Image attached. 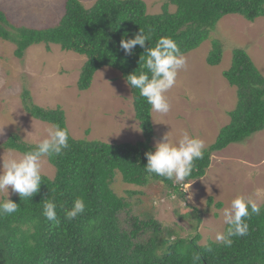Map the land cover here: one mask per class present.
<instances>
[{
	"label": "trees",
	"instance_id": "obj_1",
	"mask_svg": "<svg viewBox=\"0 0 264 264\" xmlns=\"http://www.w3.org/2000/svg\"><path fill=\"white\" fill-rule=\"evenodd\" d=\"M169 5L176 9L170 12ZM146 9L143 0H95L89 7L79 0H66L58 23L45 29L16 27L0 10V38L16 45L14 53L18 57L27 47L39 43L45 44L47 50L50 44H55L62 50L85 56L77 80V88L82 92L89 88L95 72L104 66L119 71L125 82L128 74L141 70L139 59L144 49L136 45L134 54L126 56L119 47L122 38H134L139 29L145 34L152 30L146 47L168 36L183 54L210 39L206 62L218 65L221 40L212 36V31L226 15H239L248 22L264 17V0H165L157 14L151 15ZM222 76L235 87V106L227 111L229 122L204 149V158L194 161L195 167L186 181L205 176L212 152L240 143L264 129V75L245 49H232L230 65ZM129 88L142 139L107 143L77 139L69 133V147L59 156L45 157L55 168L53 178L41 174L39 191L30 200H21L16 193L10 200L19 205L18 210L0 216V264H192L193 253L201 256L199 264H264V202L259 205L260 215L247 219L248 234L232 237L231 247L212 240L200 244V233L189 238L174 237L170 228H163L151 217L143 218L144 212L130 215L129 227H123L120 215L131 214V204L116 191L117 177L126 186L144 187L156 181L181 197L184 195L172 181L144 171L145 153L155 149L152 109L138 90ZM20 98L23 110L31 118L67 128L60 106L42 108L25 89ZM36 144L11 133L1 147L22 154ZM124 192L138 193L127 187ZM77 198L84 200L85 211L68 221L65 210ZM45 200L56 202L58 225L42 215ZM208 202H212L211 197ZM192 210L199 222V210L196 207Z\"/></svg>",
	"mask_w": 264,
	"mask_h": 264
},
{
	"label": "rangeland",
	"instance_id": "obj_2",
	"mask_svg": "<svg viewBox=\"0 0 264 264\" xmlns=\"http://www.w3.org/2000/svg\"><path fill=\"white\" fill-rule=\"evenodd\" d=\"M37 1L0 0V10L16 27L38 25V20L28 19L30 10L26 11L25 5L37 9L52 5L56 20L64 12L66 0ZM79 1L89 7L95 0ZM143 1L146 12L151 15L160 12L161 4L165 2ZM168 9L173 12L176 7L169 5ZM211 35L221 40L220 63L217 66L206 63L211 49L210 39L184 54L186 67L178 72L175 86L165 93L170 111L162 114L151 110L154 147L167 133L172 142L178 141L184 130L203 140L205 148L214 141L219 130L229 122L227 111L235 106V87L222 76V71L230 65L231 51L235 47L245 49L264 75V17L248 22L239 15H226ZM27 48L22 57H18L14 53L16 45L0 38V158L6 159L10 154L21 155L1 147L11 133L27 143H38L46 136V129L52 126L26 114L20 98L24 89L42 108L60 106L65 114L66 127L74 138L107 143H132L142 139L134 116L130 88L119 71L109 66L100 68L89 88L81 92L77 88V80L80 67L86 61L85 56L61 51L56 45H51L48 52L43 45L33 44ZM28 50L37 53L36 59L27 60ZM41 174L49 178L55 174V168L45 157L42 158ZM172 185L175 184L172 182ZM115 186L116 191L131 204V214L122 212L120 215L123 227H129L130 215L144 212L143 218L151 217L163 228H170L174 237L189 238L200 233V244L215 241L216 234L226 228L223 212L235 197L243 195L258 205L264 202V129L240 143H231L212 152L203 178L185 181L183 186L175 185L183 197L156 181L144 187H133L123 185L117 177ZM126 187L138 193L127 195L124 192ZM15 194L11 188L9 193L0 191V200H7L8 196L10 199ZM209 197L212 198L211 203L208 202ZM218 202L222 206H216ZM192 207L199 210V222Z\"/></svg>",
	"mask_w": 264,
	"mask_h": 264
},
{
	"label": "clouds",
	"instance_id": "obj_3",
	"mask_svg": "<svg viewBox=\"0 0 264 264\" xmlns=\"http://www.w3.org/2000/svg\"><path fill=\"white\" fill-rule=\"evenodd\" d=\"M151 32L152 30L149 29L145 34L142 29H139V32L134 34V38H122L119 47L126 56L134 54L133 49L136 45L144 49L139 59L141 70L138 73L134 71L128 74L126 83L138 90L139 95L145 98L153 111L166 114L171 106L165 93L175 86L178 72L186 67V58L176 41L168 36H162L154 46L146 47V41L151 40ZM51 45L55 44L49 46ZM60 50L65 51L61 48ZM68 147L67 128L53 125L46 129V136L34 148L23 152L18 157L10 154L6 159L0 158V191L7 190L9 193V188H11V191L17 193L21 200H30L39 191L41 185L42 158L59 156ZM204 149V141L193 137L186 130L182 131L176 142H172L167 133L161 141L155 144L154 151L145 153L147 164L144 166V171L149 175L155 174L172 181L175 185L183 186L193 172L194 161L204 158ZM18 207L19 205L11 201L8 196L7 200L0 201V216L11 215L18 210ZM85 207L82 198L75 199L73 206L65 210V219L74 220L84 213ZM56 208L57 204L54 200H45L42 215L48 221L58 225L60 221L57 218ZM260 213L261 208L253 199L245 198L243 195L235 197L230 207L223 212L224 223L227 227L223 232L216 234L215 241L231 247L232 237L248 234L247 219H250L252 215H260ZM200 260L201 256L198 253L192 254V264H199Z\"/></svg>",
	"mask_w": 264,
	"mask_h": 264
},
{
	"label": "crops",
	"instance_id": "obj_4",
	"mask_svg": "<svg viewBox=\"0 0 264 264\" xmlns=\"http://www.w3.org/2000/svg\"><path fill=\"white\" fill-rule=\"evenodd\" d=\"M25 7H26V11L30 10V11H28V15H29L28 19H30V20L34 19V21L38 20V25L36 27H32V26H25V27H28V28L51 27V26L56 25L58 23V21L60 20V18L58 20H56L54 6H52V5H49V6H46V7H42V9L30 8L27 5H25ZM30 16L34 17V18H31ZM34 45H43L45 47L44 48L45 51H47V52L50 51V50H46V46L43 43L34 44ZM27 49H29V48H27ZM54 52L55 51L53 50L51 53L53 54ZM26 55H27V60L29 61L30 58L36 59L37 53H35L34 51L31 52V51L28 50ZM46 56L48 57L47 54H46ZM28 61H27V63H28Z\"/></svg>",
	"mask_w": 264,
	"mask_h": 264
}]
</instances>
